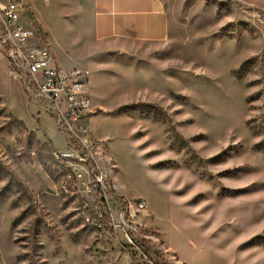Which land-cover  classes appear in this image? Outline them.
<instances>
[{
  "label": "rangeland",
  "instance_id": "374dc122",
  "mask_svg": "<svg viewBox=\"0 0 264 264\" xmlns=\"http://www.w3.org/2000/svg\"><path fill=\"white\" fill-rule=\"evenodd\" d=\"M161 1L166 37L118 48L43 2L35 19L59 67L89 72L103 171L147 202L133 245L58 196L66 140L0 56V264H264V0Z\"/></svg>",
  "mask_w": 264,
  "mask_h": 264
},
{
  "label": "built area",
  "instance_id": "2783aa9c",
  "mask_svg": "<svg viewBox=\"0 0 264 264\" xmlns=\"http://www.w3.org/2000/svg\"><path fill=\"white\" fill-rule=\"evenodd\" d=\"M0 56L8 61L10 78L53 117L66 140L64 150L51 152L58 196L85 227L133 245L144 228L147 202L131 197L102 169L105 151L83 124L94 112L89 72L58 66L25 0H0Z\"/></svg>",
  "mask_w": 264,
  "mask_h": 264
},
{
  "label": "crops",
  "instance_id": "0c3cea01",
  "mask_svg": "<svg viewBox=\"0 0 264 264\" xmlns=\"http://www.w3.org/2000/svg\"><path fill=\"white\" fill-rule=\"evenodd\" d=\"M34 20L39 2L59 17H74V29H91L92 43L119 47L120 43L158 42L169 29L161 0H25Z\"/></svg>",
  "mask_w": 264,
  "mask_h": 264
},
{
  "label": "trees",
  "instance_id": "16d2710c",
  "mask_svg": "<svg viewBox=\"0 0 264 264\" xmlns=\"http://www.w3.org/2000/svg\"><path fill=\"white\" fill-rule=\"evenodd\" d=\"M1 165H2V164H0V171H1L2 169H4V168H5L3 165H2L3 167H2Z\"/></svg>",
  "mask_w": 264,
  "mask_h": 264
}]
</instances>
